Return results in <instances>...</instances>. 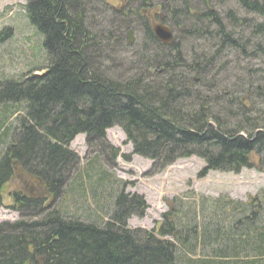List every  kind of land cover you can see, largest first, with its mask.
<instances>
[{
    "label": "trees",
    "instance_id": "trees-1",
    "mask_svg": "<svg viewBox=\"0 0 264 264\" xmlns=\"http://www.w3.org/2000/svg\"><path fill=\"white\" fill-rule=\"evenodd\" d=\"M118 1L120 10L109 0H27L47 60L0 81V106H24L0 156V204L17 175L37 190L12 194L19 219L0 224V264H229L230 256L261 264L264 215L254 211L236 236L217 238L226 249L196 260L157 237L178 234L173 225L128 227L143 200L119 194L103 225L55 206L80 165L71 143L84 135L89 151L103 149L113 127L155 170L192 157L205 162L202 173L264 170V0ZM149 13L173 30V43L157 41ZM130 31L142 34L139 48L128 43ZM180 39L204 43L183 51ZM258 204L263 212L264 197Z\"/></svg>",
    "mask_w": 264,
    "mask_h": 264
},
{
    "label": "rangeland",
    "instance_id": "rangeland-1",
    "mask_svg": "<svg viewBox=\"0 0 264 264\" xmlns=\"http://www.w3.org/2000/svg\"><path fill=\"white\" fill-rule=\"evenodd\" d=\"M109 2L115 9L123 7L118 0ZM26 3V0H0V81L17 80L29 71L42 70L46 66L44 36L30 25L25 14ZM229 6L235 7V4L230 3L227 8ZM141 37L142 34L136 33L132 38L137 48ZM179 42L183 51L204 43L190 39H180ZM136 52L127 51V55L133 57ZM225 77L223 74L222 78ZM10 106L6 109L0 106V139L4 142L0 143V156L5 145L12 143L13 131L18 124L16 117L22 114V110L18 112L22 106L7 105ZM70 150L80 158V165L56 201L57 208L82 221L103 225L113 215L119 194L139 202L143 200L144 208L135 210L128 220V227L152 232L173 225L178 234L159 238L174 242L182 257L196 260L212 257L215 247L218 250L227 248L217 238L236 236L238 229L250 224L245 217L253 211L260 218L264 215L258 204L264 197V170L257 167L242 169L238 174L202 173L205 163L193 157L177 160L163 170H155L150 160L133 154L132 144L119 127L107 130L103 149L94 143L89 151L86 137L80 135L71 143ZM115 150H118L116 157L113 155ZM21 177L17 175L4 187L0 224L19 218L11 209L14 192L31 189L34 193L37 190L34 182L26 183ZM238 222L240 224L235 228ZM234 258L230 256L228 263L243 262Z\"/></svg>",
    "mask_w": 264,
    "mask_h": 264
},
{
    "label": "water",
    "instance_id": "water-1",
    "mask_svg": "<svg viewBox=\"0 0 264 264\" xmlns=\"http://www.w3.org/2000/svg\"><path fill=\"white\" fill-rule=\"evenodd\" d=\"M153 32L156 39L163 45H170L174 41V34L171 28L161 23H153ZM130 43H133L132 32H129Z\"/></svg>",
    "mask_w": 264,
    "mask_h": 264
}]
</instances>
